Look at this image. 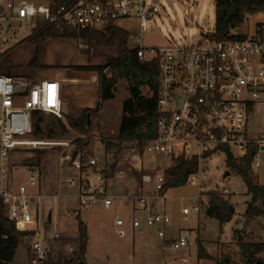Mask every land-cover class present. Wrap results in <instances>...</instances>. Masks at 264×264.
Masks as SVG:
<instances>
[{"label":"built area","instance_id":"built-area-1","mask_svg":"<svg viewBox=\"0 0 264 264\" xmlns=\"http://www.w3.org/2000/svg\"><path fill=\"white\" fill-rule=\"evenodd\" d=\"M158 13L157 5L148 4L147 0H75L54 12L49 5L32 0H0L1 45L9 43V24L14 21H43L62 32H81L137 20L143 33ZM207 40L196 45L148 50L139 46L135 49L141 61L159 63L160 87L157 137L143 144L134 143L133 149L165 156L173 165L178 158L199 159V171L189 178L188 184L200 186L202 192V185L209 179L208 169L203 168L208 158L220 151L232 153V149L239 150L245 157L250 147H257V160L264 152V138L253 139L249 135L248 120L257 106H264V22L243 40L217 42L210 41V37ZM6 54L7 51L1 48L0 60ZM36 112L64 120L60 84L50 80L29 86L21 79L0 75V205L16 231L30 234L29 237L38 235L43 228L40 209L45 197L39 190L42 174L33 167L34 175L27 183L15 184L11 178L12 157L26 148L61 147L70 150L63 159L72 163L77 171L97 165L96 159L85 163L71 143L31 140L34 135L32 117ZM161 170L155 175L143 176V185L152 192L139 197L137 203L147 216L144 221L134 219L132 227L140 231L157 229L158 237L166 241L172 218L166 210L169 199L165 193L167 179L164 168ZM84 181L78 186L81 205L91 206L99 200L84 193L88 185ZM69 184L76 183L71 181ZM102 206L110 210L114 202L110 198L104 199ZM194 211L200 212V206ZM182 213L190 215L186 208ZM115 227L121 238L127 236L124 219L118 218ZM53 237L60 235L55 231ZM169 242L170 249L175 252L189 246L183 235ZM73 250L71 260L76 261L78 250ZM59 254L64 258L63 253ZM28 256L29 264H52L57 258L40 239L32 244ZM183 261L189 262L187 258Z\"/></svg>","mask_w":264,"mask_h":264},{"label":"rangeland","instance_id":"rangeland-1","mask_svg":"<svg viewBox=\"0 0 264 264\" xmlns=\"http://www.w3.org/2000/svg\"><path fill=\"white\" fill-rule=\"evenodd\" d=\"M147 2L156 4L159 13L152 22L148 23L145 32H141L136 21L122 23V27L131 36L129 44L133 48L141 46L148 50L196 45L208 42L204 35L213 36L216 32L215 0H147ZM192 7H194L193 10ZM263 22L264 13L248 16L246 21L232 33L251 35ZM35 25L36 23L27 21H14L9 24L10 30L7 33L9 43L1 45L2 39L0 38V49L7 51L6 57L17 46L23 55L34 53L31 44L24 41L32 35ZM210 41L214 40L210 38ZM76 47L79 46L76 44ZM64 49L55 45L50 46L49 55L56 57L72 54L70 49ZM79 51L87 57L82 53V47ZM97 58L102 60L99 54ZM142 91L146 97H150L148 89ZM129 97L127 85L122 83L119 86L117 99L104 103L99 117L100 134L83 138L89 144L84 151L75 144V141L79 139L75 134L57 136L53 140L37 138L34 135L31 137L34 141L71 143L72 149L80 150L85 163L90 159H96L95 167H86L81 172L77 171L72 163L63 159L70 150L61 147L46 150L26 148L12 157L11 178L14 183L17 185L27 183L34 175V171L28 166V161L37 156V151L47 153L42 158V164L37 172L42 174L40 187L50 179L53 183L54 194H43L45 198L41 203V220L45 221L50 211L56 218H65L68 210L80 207L81 218L89 227L88 255L91 264H172L174 262L183 264L181 261L183 258L189 260L185 264H217V260L225 261L226 264H243L242 250L237 240L243 238L248 243H264V219L248 221L244 217L246 204L251 198L248 196V188L243 179L227 169V152L225 151H220L208 158L203 165V168L209 171V179L202 185L203 192L200 186L188 184L167 193L169 199L166 210L172 218V224L167 229L166 241L158 237L156 229H146L144 232L133 229L132 224L136 217L133 208L135 206L139 209L138 198L152 192L150 188L151 190L148 189L140 195L143 176L157 174L162 171L160 167L165 168L163 172L166 173L174 165L170 159L159 154L142 155L133 149L132 143H124L121 147H115L110 154L107 153L103 141L109 140L116 143L123 103ZM41 117L51 122L57 119L50 114H43ZM248 120L249 135L253 139L264 138V106H257L255 111L249 115ZM231 152L236 158L244 157L243 153L237 149H232ZM150 163L156 165L153 173L150 172L152 170L149 167ZM227 172H230V176L226 178ZM252 176L256 183L264 186V152H261L255 161ZM84 180L88 183L84 193L88 197L93 196L99 200L91 206L81 205L78 186L82 185ZM71 181H75L76 184L71 186L69 184ZM107 192L126 197L115 199ZM210 192L222 193L230 199L235 213L231 222L221 224L218 220L208 216L209 200L202 194ZM108 198L114 202V207L110 210L102 206V200ZM70 202L73 207L69 209L67 205ZM126 202H131V206L125 207ZM198 206H200V212H195L194 208ZM154 208L157 209L158 206ZM185 208L190 211V215H183L182 210ZM118 218L126 222L127 236L125 238H121L117 233L115 223ZM49 221H52V214ZM50 222L43 224L38 235L21 239L22 245L17 251L13 264H29V249L38 239L56 253L57 258L52 264H64L63 261H59V253H63L61 255L68 261L73 259L71 249L78 250V239L66 234L54 238L51 234ZM235 231H244V233L235 235ZM175 235L185 236L189 242L188 248L177 252L171 250L169 241ZM199 245L210 256L209 259L199 260ZM261 257H264V253Z\"/></svg>","mask_w":264,"mask_h":264},{"label":"trees","instance_id":"trees-1","mask_svg":"<svg viewBox=\"0 0 264 264\" xmlns=\"http://www.w3.org/2000/svg\"><path fill=\"white\" fill-rule=\"evenodd\" d=\"M38 4H47L52 11L70 4L75 0H32ZM98 1V0H88ZM234 6L239 8L235 18H233L224 28V21ZM216 9V32L210 38L217 42L243 40L244 35L233 34V30L242 25L248 16H255L264 13V0H215ZM131 36L113 25L101 29H89L78 31H60L54 26L43 21H38L32 35L24 42L36 48V59L32 64L37 68L39 58V45L41 41L49 39H71L78 41L82 46V53L91 56L92 45L98 47L115 48L120 47L121 55L118 59H113L106 66L89 67L85 71L96 73L99 77L100 106L98 112L102 110L105 102L115 101L119 95V86L123 83L127 85L129 99L123 103L122 117L118 129V139L116 143L104 140L106 151L110 154L115 147H121L124 143H139L151 141L157 137L158 98L157 93L160 87V70L157 61H141L136 50L129 49ZM143 89H148L150 97L143 94ZM45 113L36 112L33 114L32 123L34 136L37 138L53 140L57 136H69L75 134L79 137L75 141L77 147L84 151L89 144L83 140L92 136V113L86 112L79 120L56 119V121H45L42 115ZM80 150H77L80 152ZM144 155L143 151L140 152ZM259 153L257 147H250L248 154L243 158H236L227 151V169L239 175L248 188V196L251 198L247 202L244 217L248 221L264 219V186L256 183L252 176L253 165ZM47 153L37 151V156L28 161L29 167L39 168L42 158ZM119 155H115L116 157ZM200 167L199 159L185 160L178 158L165 175L167 184L165 193L188 185L191 176L198 173ZM108 177V176H107ZM208 198L207 214L210 218L218 220L221 224L229 223L234 218V209L230 199L219 192L203 194ZM244 231H235V235L243 234ZM30 234H23L16 231V228L4 216L0 205V264H13L17 251L22 245V238L29 237ZM7 237V239H5ZM78 259L68 261L66 258H59L64 264H87L86 254L89 245V235L87 226L80 221L78 238ZM238 246L242 250L243 264H264V243L246 242L243 238H238ZM199 260L209 259L210 256L205 249L199 245ZM217 264H226L217 260Z\"/></svg>","mask_w":264,"mask_h":264},{"label":"crops","instance_id":"crops-1","mask_svg":"<svg viewBox=\"0 0 264 264\" xmlns=\"http://www.w3.org/2000/svg\"><path fill=\"white\" fill-rule=\"evenodd\" d=\"M135 21L139 24V21L137 20H126L117 22L114 26L122 31L127 32L122 27V23ZM76 44L79 47H76ZM54 45L59 48L70 49L72 54H68L66 56L52 57L49 55V47ZM31 47L32 49L34 48V53H36V48L32 45ZM80 47L82 46L79 44L78 41L71 39H49L41 41L39 45V58L37 61L38 67L34 68L32 64L35 62L36 54L32 53L30 55L26 54L27 56L23 55V53H21L20 49L17 46L11 51L10 54H8L7 57L4 56L2 58V61L0 60V75H8L13 76L17 79H21L25 81L29 86L38 85L42 82L50 80L57 81L60 84V94L63 104V115L65 121L66 119L79 120L84 116L86 112L90 111L92 113L93 121L92 135H99V117L101 116V111L98 112V108L100 106L99 77L96 73L85 71L83 69L89 67L106 66L110 60L118 59L120 57L121 50L119 46H116L115 48H99L98 46H96V44H93L91 56H87V58L80 53ZM128 47L130 50L136 49L133 48L130 44ZM98 54L99 56L101 55L102 60L97 58ZM149 167L150 169H152L150 170V172L152 173L153 170L156 169V165L154 163H150ZM29 168L32 169L33 167ZM53 189V183L50 179L49 181L44 182V184L41 185V187L39 188L42 195H53ZM148 189L149 188L144 186L142 183L140 195L148 191ZM107 193L110 194L109 192ZM111 195L112 194H110V197L115 199L116 197H126L124 195ZM71 206L73 207L72 203L70 202L67 207L70 209ZM124 206L130 207L131 202H126ZM133 211L134 215L136 216L135 219H141L143 221L145 220L147 216V213L145 211H142L136 208L135 206L133 208ZM67 213V217L65 218H56L50 211L45 221H43V224L50 222L49 217L52 214V221L50 222L52 235L56 231L59 233L60 236L66 234L78 239L79 224L80 221H82L87 226L89 235V227L87 223L81 218L80 207H75L72 210H68ZM175 238H177L176 235L170 240ZM88 252L89 245L86 254V261L87 264H91ZM184 259L186 258L181 259L183 264H185L183 261ZM176 263L178 262H174L172 264Z\"/></svg>","mask_w":264,"mask_h":264},{"label":"water","instance_id":"water-1","mask_svg":"<svg viewBox=\"0 0 264 264\" xmlns=\"http://www.w3.org/2000/svg\"><path fill=\"white\" fill-rule=\"evenodd\" d=\"M239 8L237 6H234L233 9L231 10V12L229 13V15L226 17L225 21H224V28H227V25L230 23V21L236 17L237 13H238ZM209 34L204 35L205 39H209ZM75 156H77V153H75ZM230 176V172H227L225 177H229ZM144 231V230H143Z\"/></svg>","mask_w":264,"mask_h":264}]
</instances>
